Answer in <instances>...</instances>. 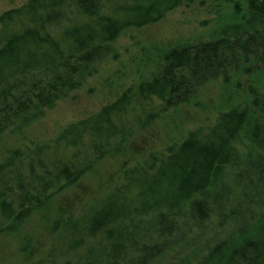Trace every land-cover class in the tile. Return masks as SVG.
<instances>
[{
	"label": "trees",
	"instance_id": "16d2710c",
	"mask_svg": "<svg viewBox=\"0 0 264 264\" xmlns=\"http://www.w3.org/2000/svg\"><path fill=\"white\" fill-rule=\"evenodd\" d=\"M196 1L29 0L5 12L0 150L7 132L24 133L79 90L127 30L154 25ZM226 2L231 15L213 38L164 53L137 90L68 126L53 145L3 157L0 236H21L35 213L49 210L56 196L104 159L124 152L135 132L129 116L134 99L141 102L136 123L144 129L191 103L210 82L223 80L230 92L224 100L229 109L213 127L125 171L121 185L78 218L54 223L53 247L32 264H264V0ZM156 101L162 108L152 112ZM242 135L251 144L245 158L235 148ZM232 167L240 168L235 198L226 182ZM214 214L221 218L218 227L233 221L236 231L201 254L190 236ZM30 244L24 237L23 246ZM176 249L181 259L167 262Z\"/></svg>",
	"mask_w": 264,
	"mask_h": 264
},
{
	"label": "rangeland",
	"instance_id": "374dc122",
	"mask_svg": "<svg viewBox=\"0 0 264 264\" xmlns=\"http://www.w3.org/2000/svg\"><path fill=\"white\" fill-rule=\"evenodd\" d=\"M28 1L0 0V17ZM235 1L245 3L246 0ZM231 11L232 7L226 0H197L191 5H182L154 25L127 30L115 43L114 54L96 66L95 73L79 90L58 102L42 120L24 133L13 135L9 131L5 134L0 163L10 152L20 151L28 156L38 146L53 145L68 126L97 115L128 89L137 90L142 81L150 79L156 72L164 53L178 46L210 40L227 22ZM226 89L223 80L210 82L191 103L169 109L144 129L138 128L136 123V117L141 114V102L134 99L129 116L135 132L124 152L104 159L78 184L56 196L49 210L35 213L21 236L1 235L0 264H32L43 259L56 241L54 223L62 218H78L120 186L125 171L142 166L151 155L166 153L170 147L181 144L193 131L213 127L221 112L229 109L224 101L230 94ZM161 108L157 101L151 105L152 112ZM235 148L245 158L251 144L242 135ZM23 161L28 162L26 159ZM239 170L232 167L226 173V182L234 198L238 195L235 177ZM220 221L221 218L214 214L203 227L194 229L190 239L195 240L193 246L201 254L206 253L208 246L235 233V222L220 228ZM24 237L31 242L28 248L23 246ZM182 256L181 249H176L167 262L175 263Z\"/></svg>",
	"mask_w": 264,
	"mask_h": 264
}]
</instances>
